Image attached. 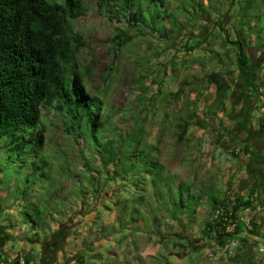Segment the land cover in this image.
<instances>
[{"label": "rangeland", "instance_id": "1", "mask_svg": "<svg viewBox=\"0 0 264 264\" xmlns=\"http://www.w3.org/2000/svg\"><path fill=\"white\" fill-rule=\"evenodd\" d=\"M82 1L88 12L75 23V30L83 37L79 65L87 76L88 89L119 112L117 123L120 122L122 132L141 128L144 144L164 167L165 174L175 176L178 184L189 186L192 195L199 199L198 212L191 218L183 215L180 222L172 220L167 212L151 217L141 199L142 190L138 187L143 185H139V179H131L128 187L118 179L111 181L115 168H105L98 153L93 158L85 140L70 133L69 124L59 113L43 111V155L50 164L49 177L58 184L59 205L54 204L57 212L46 215L44 226L31 228L30 223L24 222L11 191L0 188V225L13 232L18 248L14 258L19 250L25 255L23 245L34 250V259L38 260V244H64L71 236L87 247V264L112 263L111 253L119 248L126 251L121 253L126 259L127 248L147 238L146 244H159L156 258L150 257V261L163 264L168 252H179L180 257L185 251L205 261L213 250L205 252V244L200 242L205 240V224L211 219L209 204L217 197L216 191L228 197L240 193L248 198L254 183L250 168L264 173V94L260 93L257 103L249 97L248 89L242 85L236 48L224 44L227 37L238 40L237 1L196 0L203 2V9H197L203 21H193L179 35L172 34L170 41L162 40L158 34L143 36L129 31L124 17L110 14L103 0ZM183 2L171 0L170 4L175 10L184 5L194 11L191 0ZM118 28L129 31L127 35L132 37L126 46L117 45L126 40ZM252 39L256 40L255 35ZM249 53L254 66L264 74V54L260 49ZM213 67L224 68L234 88L226 111L219 112L216 118L208 114L216 88L205 79ZM243 103L254 104L247 132L240 126L246 112ZM184 119L190 121L191 127L186 140L179 142V126ZM198 122L200 125H196ZM239 135L241 140L236 139ZM247 135L249 147L244 143ZM255 152L263 156L256 163ZM1 180L7 181L3 173ZM184 198L189 199L188 194ZM169 202L161 200L160 204ZM255 204L260 205L257 201ZM242 216L255 221L259 231L264 230L259 212L250 209L243 211ZM181 223L186 227L181 228ZM181 244L185 248L181 249ZM256 244L262 247L264 240ZM94 251L102 259L95 257Z\"/></svg>", "mask_w": 264, "mask_h": 264}, {"label": "trees", "instance_id": "2", "mask_svg": "<svg viewBox=\"0 0 264 264\" xmlns=\"http://www.w3.org/2000/svg\"><path fill=\"white\" fill-rule=\"evenodd\" d=\"M103 1L110 14L118 13L124 17L129 31L135 30L143 36L158 34L165 41H170L174 33H182L193 21H203L197 10L203 9L202 0H191L193 12L184 5L175 10L171 0ZM236 1L237 16L240 17L238 40L232 41L226 34L224 44L236 48L242 85L257 103L260 93L264 94V74L254 66L249 51L260 49L264 54V0ZM87 12L82 0H0V173L7 178V181L1 180L3 187L0 188L11 191V197L21 207L24 222L30 223L31 228L44 226L46 215L57 212L54 204L59 205L56 201L58 184L49 177L50 164L43 155V111H55L69 124L70 133L85 140L93 158H97L98 153L105 168H115V177L111 181L118 179L128 187L131 179H139V185H143L138 187L142 190L141 199L151 217L158 212L170 213L171 219L177 222L182 214L192 217L199 199L192 195L189 186L178 184L175 176L165 174L164 167L144 144L141 128L122 132L120 122L117 123L119 112L88 89L87 76L79 65L83 37L75 30V23ZM118 31L121 36H126L118 46L131 42L132 37L127 35L129 31L122 28ZM205 79L208 85L216 88V98L208 113L216 118L219 112L226 111L234 88L222 67L211 68ZM243 105L246 112L240 126L247 132L254 104ZM261 126L264 128V118ZM190 127V121L184 119L179 126V142L186 140ZM236 139L241 140L240 135ZM249 141L247 135L246 146ZM233 156L238 158L237 153ZM253 159L256 163L263 156L255 152ZM14 171L19 172L15 177ZM262 171L255 172L253 167L250 168L254 182L250 185V197L243 198L240 194L235 197L231 219L238 218L243 210L252 209L255 201L263 205ZM178 191L179 197L176 196ZM184 194H188L189 199H185ZM167 199L169 203L160 204L161 200ZM229 203L230 199H212V220L206 224L204 235L218 240L219 246L239 240L242 247L235 258L252 263L256 243L250 242L248 237L222 233L220 219L215 217L216 211L220 207L226 208ZM251 225L250 235L258 236L259 226L253 220ZM243 228L240 224L236 234L242 235ZM180 246L185 248L183 244ZM19 256L12 264H19ZM24 259L25 264H31L27 256L24 255Z\"/></svg>", "mask_w": 264, "mask_h": 264}, {"label": "crops", "instance_id": "3", "mask_svg": "<svg viewBox=\"0 0 264 264\" xmlns=\"http://www.w3.org/2000/svg\"><path fill=\"white\" fill-rule=\"evenodd\" d=\"M216 192H217V197L215 198L218 201H223V200H228V199L232 200L234 197V196L228 197L224 195L223 192H218V191ZM244 192L242 194H244ZM198 207L196 208V213L198 212ZM209 208L211 211H209L208 214L211 215V219H210V223H211V220H212L211 204H209ZM252 210L255 213L259 212V215L261 216V220L262 218L264 219L263 217L264 216V202H263V205H259L258 207H257V204H255ZM183 215L185 214H182L181 216H179L180 220L182 219ZM186 216L188 218H191L188 215ZM206 224H205V229H206ZM180 227L185 228L186 226L183 223H181ZM259 233L261 235L260 234L258 236L254 235L250 238L248 237V240L254 243L263 241L264 240V230L263 231L260 230ZM147 240L148 238L143 239L139 245L137 244L135 246H131L129 249L127 248V258L126 259L121 257L122 256L121 253L126 252V251L122 248H119L118 250L116 249L115 251L111 253V257L113 258L112 263L104 261V260H102L104 261L102 263L103 264H159V261L154 262V261L149 260L150 257L156 258L157 256L156 248H159V244L149 245L145 243V241ZM72 241L73 243H71ZM78 241H79L78 239L74 240L71 236H69L65 240L64 244L62 243L54 244L50 248L46 246H42V244H38L39 249L37 251H41V254L39 255L38 260L34 259L35 254L33 253H36L34 250L30 251V249L22 247L23 245L20 242H18V244L20 246L22 245L21 249L25 251V256H27L28 259L31 260V264H87V259H89V255L85 253V248L87 247L80 245ZM162 241H164V238ZM236 241L238 243V247L234 251L233 255L232 254L225 255L221 253L219 254L218 260L216 261H208V260L204 261L202 259L197 260L196 257L194 258L193 256H191L189 252L185 251L180 257H177L178 256L177 254L179 252L175 253L176 255L172 252H168V258H166L165 261H163V264H264V261L256 256L255 250H254L255 258L252 263H249L246 260L238 259V257L235 258L236 254L238 253V251H240L242 247L239 240H236ZM200 243L205 244V252L208 250H213L217 252L218 254V250L220 246H219L218 240H216L215 238H212V237L209 238L205 236V240L201 241ZM15 245H16V241H15V238L13 237L12 230H9L6 227L0 225V264H12L13 263V259L15 257L13 254L16 252V249H18L16 248L17 246ZM89 249H92V248L89 247ZM134 250L136 252H133ZM18 252L22 253L21 250H19ZM94 255L95 257H99L100 259H102V256L100 254H97L96 251H94ZM89 264H94V263H89Z\"/></svg>", "mask_w": 264, "mask_h": 264}, {"label": "built area", "instance_id": "4", "mask_svg": "<svg viewBox=\"0 0 264 264\" xmlns=\"http://www.w3.org/2000/svg\"><path fill=\"white\" fill-rule=\"evenodd\" d=\"M235 197L231 200V203L227 204L226 208L224 207H220L215 214L216 218H219V222H221V227L220 230L222 233L226 234L227 236H238L241 238H247V235L250 234L249 232L252 230V225H251V219L249 220H245V218H243L242 214L243 211H249V210H243L242 212H240V214L238 215V218L236 219H231L230 216H232L233 213V206L235 205ZM240 224L244 225L243 228V233L242 235H237L236 231L238 229V227L240 226ZM238 247V243L237 241H229L228 243H226L224 246H220L219 247V254H225V255H233L234 251L237 249ZM255 252H256V256L260 259H262L264 261V246L262 247H257L254 248ZM219 254H217L214 251H209L207 254V260L208 261H216L218 260ZM19 258H20V262L19 264H25V259H24V255L22 253L19 254Z\"/></svg>", "mask_w": 264, "mask_h": 264}, {"label": "flooded vegetation", "instance_id": "5", "mask_svg": "<svg viewBox=\"0 0 264 264\" xmlns=\"http://www.w3.org/2000/svg\"><path fill=\"white\" fill-rule=\"evenodd\" d=\"M47 245H48V246H47ZM53 245H54V242H52V244H49V243H48V244H46V247H49V248H50V247L53 246Z\"/></svg>", "mask_w": 264, "mask_h": 264}]
</instances>
